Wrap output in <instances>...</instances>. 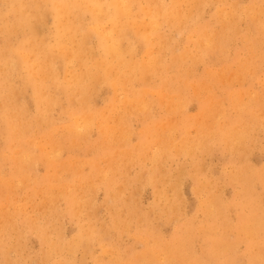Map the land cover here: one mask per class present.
<instances>
[{
  "label": "bare ground",
  "instance_id": "bare-ground-1",
  "mask_svg": "<svg viewBox=\"0 0 264 264\" xmlns=\"http://www.w3.org/2000/svg\"><path fill=\"white\" fill-rule=\"evenodd\" d=\"M243 3L242 0H0L2 264H24L20 256L24 249L23 233L35 235L40 244V258L47 264H75L73 254L84 248L90 251L95 244L105 253L114 255L112 264L122 261L112 243L114 240H110V231H125L138 208L132 197H123L127 182L122 188L115 187L119 170L113 167L114 161L119 163L118 155L121 162L125 155H131L122 150V146L115 148L114 144L120 141L117 136L127 139L130 117L150 116L156 103L164 107L167 115H182L180 111L187 100V79L195 66L204 62L215 64L220 56L226 55L229 43L239 34L238 25L242 21L246 23L242 41L248 58L231 75L236 76L240 70L248 68L251 57L264 45V0ZM206 8L210 10L208 20L204 19ZM170 73L174 74L169 76ZM225 80V73L206 72L205 79L198 81L201 85L191 87L209 95L213 86ZM100 89L111 93L107 107H95L94 98ZM261 97L264 96L258 95L254 101L258 102ZM54 111H58V118H54ZM255 113V109L243 108L236 119L222 113L223 122L211 133V138L215 137L230 153L240 154L242 163L229 178L241 186L239 195L244 201L241 199L236 204L241 207L240 211L246 208L248 214L238 212L236 223L233 226L224 223L220 234L212 224L193 227L190 221L177 227L168 243L153 236L154 230L146 219L141 231L146 236L142 240L143 251L134 255L128 264H182L184 261L210 264L211 260L234 264L235 259L230 261L229 256L237 241L247 245L248 264H263L264 242L258 247L256 238L264 232V216L261 211L256 213L251 205L255 199L250 198L256 181L262 184L264 191V167L259 171L250 167L248 135L245 136L246 124ZM178 117L180 124L187 121ZM212 119L214 116L209 118ZM59 121L64 125L62 134L57 133ZM202 124L196 122L199 131L207 129V124ZM173 126L171 124L170 130ZM93 127L98 129L99 137L97 142L88 145L93 149L92 154L100 148L114 151L106 158L112 166L107 167L106 174L75 172L71 179H61L58 174L34 175L40 164L57 169L58 158L53 154L60 152L64 143L72 150L86 146V137ZM184 131V128L180 130L182 134ZM206 138L207 135L199 132L196 143L185 137L178 142L170 137L160 141L161 148L154 154L157 156L150 160L152 168L140 175L148 184L156 186L155 196L164 200L160 213L167 221L180 216L181 179L170 182L167 172L157 163L173 155L187 156L192 162L194 193L203 197L198 207L206 222L213 223L224 210L210 183H200L196 177L201 167L198 151L208 147ZM146 149L141 143L137 153L131 151L135 159H139L140 152ZM166 153L170 156H165ZM5 166L10 167L7 175L3 173ZM96 176L102 177L93 183ZM15 183L22 184L31 193L40 192L38 204L31 196L27 200L10 197L18 187ZM98 186L105 190L104 202L110 210V223L103 228H96L93 214L87 213L91 206L89 195ZM166 189L171 191V197L166 195ZM239 195L236 194L237 200ZM59 200L65 203V209L60 212L55 208ZM26 204L33 209L41 208L43 213L30 216ZM45 214L50 215L49 219ZM61 216H67L76 226L75 235L70 239L63 236L58 223ZM192 234H205L207 240L198 256L192 250ZM11 253L19 257L13 260ZM155 254L162 259L156 260ZM95 263L104 264L99 259H95Z\"/></svg>",
  "mask_w": 264,
  "mask_h": 264
},
{
  "label": "rangeland",
  "instance_id": "rangeland-1",
  "mask_svg": "<svg viewBox=\"0 0 264 264\" xmlns=\"http://www.w3.org/2000/svg\"><path fill=\"white\" fill-rule=\"evenodd\" d=\"M242 1L245 5L246 0ZM209 14L210 10L206 8L204 13L205 20H208ZM245 25L246 23L243 21L239 23V34L232 40L231 43H229V49L225 53L226 55L220 56L217 63L209 64L208 62H204L195 66L194 72L187 79L188 87L185 89V97L187 100L185 106L180 111L182 115H167L163 109L164 107L161 104L156 103L150 116H145L144 118L140 116L130 117L127 124L130 135L127 139L123 140L122 137L117 136V139L120 141L117 145L114 144L115 148L122 146V150L130 152L131 155H125L122 160L123 162L119 161L120 155H118L117 162L119 163H116V161H114L115 163L112 162L115 164L113 167H117L119 170L117 177L118 182H116L115 187L122 188L123 184L127 182L126 189L123 191V197L124 199L132 197L138 208V211L133 215V219L125 231H110V240H114L112 243L116 246L115 250L122 258V261L119 264H128L133 261L134 255L143 251V245H145V243L142 240L144 238L146 239V236L143 235V232L141 231L146 219L150 221L149 225L154 230L153 236H158L163 243H168L176 228L182 226V224H187L190 221L192 222L193 227H196V225L199 224H202L201 226L205 225L210 227V224H212L216 228V233L220 234L223 231L222 225H224V223H226L225 226H233L236 223L238 212L245 216L248 214V210L246 208L240 211L241 207L239 204H236L237 202H240L241 199L244 201L241 195H239L241 186L236 185L229 178V174L235 171L241 165L240 163H242L240 154L230 153V151L224 148L223 144L216 141L215 137L211 138V133L219 127V123L223 122L222 113L228 116L229 119H236L235 117L240 109H255V115L251 117L246 124L245 136L248 135L246 138V146L249 154L248 162L250 167L256 171H259L264 167V117L262 116L264 115V101H262L264 97H261L258 102L254 101L258 95L264 96V45L258 47L261 49L258 53H256L257 56L255 55L251 57L250 65L247 69L242 71L240 70L236 76L231 75L239 69V64L246 62V59L248 58V50L243 47L242 41V37L246 31ZM225 70L230 71L227 72ZM206 72H211L216 75H221L222 73L226 74V80L220 85L213 86L215 89L213 88V91L210 90L212 92L209 95L202 90H193L191 87V85H194L195 87L200 86L201 84H199L198 81L205 79ZM172 74L174 73H170L169 76ZM192 76H195V78ZM110 96L111 93L106 89H100L94 98L95 107H107V100ZM121 96L122 95L120 94L119 98H121ZM154 98L158 101L157 95H155ZM30 109H32L31 106ZM53 114L54 118H58V111H54ZM178 116H181L182 119L186 118L187 121L183 120L180 124V118ZM213 116L214 119L210 121L209 118H212ZM262 119L263 122L260 121ZM243 120H240L239 122H242ZM196 122L207 124V129L199 131V127L196 125ZM110 124L113 125L112 122ZM171 124H174V126L170 130ZM211 124L215 125L212 126ZM58 125L59 127L57 128V133L62 134L64 126L63 122L59 121ZM182 128L185 130L183 134L180 132ZM199 132H203L204 135L208 136L206 140L209 143L207 148L198 151L201 152L199 156L201 167L197 172L196 177L200 183L205 181L210 183L213 192H216L220 198V206L224 208V210L213 223L206 222L198 207L199 199L202 200L203 197L202 195L197 196L194 193L195 184L191 175L195 173V169L193 168L190 158L182 155L170 156L166 153L165 156H170V158L158 162V166L161 167L162 171L167 172L170 182L181 179V187L179 189L181 198L180 216L175 218L173 221H167L166 216L160 213V208L163 207L164 200L157 199L155 196L154 188L156 186L148 184L145 181V177L140 175L142 172H146L152 168L153 165L150 160L151 158L157 156L154 154L161 148L160 141L170 137L178 142L185 137L188 140L194 141L192 143H196L195 141L198 139ZM149 134H152L155 137L150 138ZM98 137L99 131L97 128L93 127L86 137V146L72 150L67 149L66 146L69 144L64 143L61 148L62 150L60 149V152L56 151L53 154L54 156L57 155L58 158L57 162L59 166L57 169H53L52 167L46 168L44 165L40 164L36 166L34 175L36 173L39 177H49L53 174H58V177L61 179H71L75 172L86 175L89 174L90 171H99L106 174L108 172L107 167L111 166L110 162L107 161L106 158L107 156L113 154L114 151L107 152L105 149L100 148L97 152L92 154L93 149L88 148V145L97 142ZM123 141L127 143H123ZM141 143H143L147 149L140 152L141 156L139 159H135V154H133L131 150L137 153V148ZM46 151L50 152V149L46 148ZM114 157H116V155ZM74 162H76V164H74ZM9 172L10 167L5 166L3 173L7 175ZM138 176H140V179H138ZM99 177L102 176H96L93 183H97V181H99ZM16 184L18 183H15V185ZM17 186V189H14L10 193V197L13 196L15 200H27L28 196H31V198L38 204L41 199L40 192L31 193L22 184H18ZM237 193L239 195L238 200L236 198ZM253 193L254 194L250 200L253 201L254 198L256 203H251V205L255 208L257 214L262 212L261 214L264 216V191L262 184L256 181L253 185ZM166 195L171 197L172 194L169 189H166ZM89 200L91 206L87 208V213L93 214V222L95 223L96 228H103L109 225L110 210L104 202L105 190L101 186H98L90 193ZM55 208L59 212L63 211L65 209V203L62 200H59L56 202ZM25 209L30 216H35L39 212L43 213L41 208L40 210L33 209L28 204L25 205ZM49 216V214H45L47 219H49ZM58 223L62 226V233L66 239H70L75 235L76 226L67 216H61ZM232 232H234V230H232ZM192 235L194 236L192 237L191 242L192 250L195 255L198 256L203 251V247L205 245L204 243L207 244V240L205 239V234L198 236H195L194 234ZM10 236L13 235L10 234ZM234 238L232 240H235ZM258 239L256 238V244L258 247H262L263 244L261 242H264V232L260 233ZM22 243L24 244V249L20 256H23L22 260L24 261V264H47V262H44L40 258V244L34 234L23 233ZM148 243H152L150 238L148 239ZM236 245L237 246L235 247L234 252L229 256V259L231 258L230 261L235 259L234 264H248V250L246 243L243 241H237ZM252 249V251H254L256 248L254 247ZM84 253L87 254L85 255ZM155 256H157V254H155ZM18 257L19 254H10V258L13 260ZM95 259L102 260L104 264H112L114 255L105 253L96 244L91 247L90 251L84 248L77 250L76 253L73 254V261L75 264H96ZM157 259L161 260L162 257L157 256L156 260ZM219 260H222V258H219ZM0 264H2L1 256ZM149 264L155 263L152 262ZM182 264H187V262L184 261ZM210 264L219 263L218 261L211 260Z\"/></svg>",
  "mask_w": 264,
  "mask_h": 264
}]
</instances>
